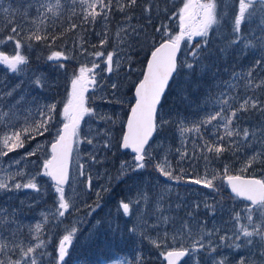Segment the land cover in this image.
<instances>
[{"label": "snow or ice", "instance_id": "1", "mask_svg": "<svg viewBox=\"0 0 264 264\" xmlns=\"http://www.w3.org/2000/svg\"><path fill=\"white\" fill-rule=\"evenodd\" d=\"M181 4L174 0H9L5 7L0 0V65L20 78L11 87L0 78V159L24 149L26 142L38 136L52 134L47 151L37 143L20 158L0 163V194L32 190L43 198L47 186L39 179L46 177L55 205L41 213L40 221L25 224L20 210L7 202L12 197L0 204V264H70V249L79 229L75 224L68 227L65 217L80 211L73 194L74 160L76 177H86L85 187L93 190L91 171L81 163L82 145L90 147L84 154L92 165L103 164L113 148L131 151V160L121 161L117 176L106 177L109 184L112 179L119 184L142 175L149 167L165 178L163 184L159 180L134 182L135 190L119 201L118 211L131 225L132 236L162 249L159 255L166 264H201L202 258L204 264H264V0H235V4L181 0ZM232 8L236 10L230 13ZM116 14L121 22L112 36L115 46L105 54L98 49L108 44L109 25ZM140 19L148 27L153 20L157 22L156 37L148 36ZM165 20L177 21L178 31H171ZM97 23L101 25V31L95 32L99 45H91L97 50L89 52L83 33L94 30ZM9 42L13 51L6 54ZM145 44L149 46L146 69L135 85L130 114L114 138L118 117L90 106L88 93L91 89L93 97L99 95L101 101L111 103L96 70L103 63L102 72L119 73L124 68L130 73L133 51H143ZM182 44L187 52H182ZM37 45L48 49L46 60L61 69L75 54L93 58L91 66L82 64L73 71L61 112H57V101L40 104L22 90L26 83L49 87L45 76L31 70L28 52ZM224 57H234L231 68H224L228 79H220L217 68L198 116L189 120L179 114L174 119L161 115L162 98L175 76L182 72L203 76ZM110 88L115 98L118 84L113 82ZM33 111L38 118L31 117ZM58 117H62L59 123ZM85 117L104 126L93 129L89 125L84 131ZM172 125L179 136L176 148L158 139ZM189 134H195L190 141ZM201 160L197 176L186 174L184 164L191 168ZM22 161L27 163L20 167ZM236 163L238 171L233 168ZM29 164L34 166L32 171H28ZM181 182L207 192L189 204L173 189V184ZM100 191L109 192L111 187ZM100 191H96L94 206L83 202L89 214L101 207ZM201 209L206 218L199 215ZM181 211H185L183 217ZM61 227L63 234L50 252V234ZM146 259L138 249L135 264H145Z\"/></svg>", "mask_w": 264, "mask_h": 264}, {"label": "rangeland", "instance_id": "2", "mask_svg": "<svg viewBox=\"0 0 264 264\" xmlns=\"http://www.w3.org/2000/svg\"><path fill=\"white\" fill-rule=\"evenodd\" d=\"M8 2L9 0H3L5 7L8 6ZM229 2L235 4V0H229ZM12 3H17V0H12ZM174 3L182 6L181 0H174ZM235 10V8L230 9V13L235 12ZM137 16L139 17V15ZM76 22L79 23V19H77ZM142 22H146V20L140 19L139 23L141 25ZM165 22L168 24L171 31L174 33L178 31L177 21L165 20ZM60 23V21H57V24ZM112 27L113 26L109 25L110 39L108 44L103 48L98 49L100 51H104L105 54L112 51L115 46L112 36L117 27L115 29H112ZM151 27L152 29L150 28V30H148L145 28V30L149 37H156L154 32L155 27H153V25ZM242 29L246 31V26H242ZM99 31H101V25L97 23L94 30H89L87 34L86 32L83 33L89 42L86 45L89 52L97 50L93 49L91 45H99L100 38L95 35V32ZM93 35L96 37H93ZM199 39L200 38L198 37L195 38L192 43L195 44L196 40ZM216 43L219 44V41H216ZM37 47L39 48V45L28 52L31 70L37 74L45 76L47 78L46 83L49 87L39 88L34 85L29 87L26 83L22 86V90H27L30 97L37 98L40 104L52 102L53 100L57 101V112H61L63 102L67 99L71 90L70 81L73 71L78 70V67L82 64H88V66H91L90 64L93 58L87 55L75 54V59L65 62L66 68L61 69L58 68L55 63L46 60L49 50L43 48L42 46H40L42 49L40 54L32 55V51ZM68 47L70 48L71 45L69 44ZM142 47L144 49L143 51L136 49L132 53V69L130 73L124 68H122L119 73L108 74L106 72H102L101 69L105 67L103 63H101L100 68L96 70L97 73H99L97 76L98 81L102 77L105 82L104 94L107 96L108 100L112 101L111 103L107 100L101 101L99 95L93 97L91 89L88 93L90 106L97 108L98 111L115 114V116L118 117L116 126L112 129V135L114 138L120 135V129L122 127L121 121L127 120L130 108L134 103L135 85L141 79L145 70L149 46L145 44L142 45ZM4 51L6 54L12 53L13 46L11 42H9L4 48ZM187 51L188 49L185 47L182 50V52ZM73 54V52L69 51V55ZM31 56L36 57L34 61L31 60ZM102 59L103 58H101V60ZM233 59L234 57H224L219 59L217 63L213 65L212 71L207 72L203 76H201L199 72H193L191 76H189L187 72H182L179 76H175V83H172L169 93L165 97L164 103L162 104L163 107L160 109L161 115L170 116V118L174 119L177 117V114H179L181 117H187L189 120L198 116L199 107L204 102L205 91L212 84L213 73L217 71V68H219V78L227 80L228 75L224 72V68H231ZM242 63L246 65L249 61L245 59ZM0 78L4 79L9 87L17 84L20 79L14 74H10L6 67L2 65H0ZM113 82L118 84V91L115 98L112 97V90L110 88V85ZM116 101H119V103ZM30 115L32 118H38L35 111H33ZM61 118L62 117H58V123ZM252 118L258 119V117L254 116ZM85 121H87V124L82 122V128L84 131H87L89 125L93 129L104 126L102 121L94 120L89 117H85ZM194 135L195 134H189V141L192 137H194ZM154 139H156V137ZM158 139L163 141L166 145H170L172 148L179 146V136L176 132L175 125L166 126L160 133ZM51 140V133H45L44 136H38L36 140L26 142L24 149H19L16 152L10 153L8 157L0 159V163L6 165L7 161L20 158L26 151L36 147L37 143L42 146L44 151H47L49 141ZM113 143H115V139L113 140ZM85 149L91 150L87 145L81 146V163L85 164L86 171H91L93 177V190L88 191L85 187L86 177H76V164L74 160L72 166V180L75 181L73 185V194L77 197V203L80 205V211L73 212L70 216L66 215L65 217V224L68 227L75 224L79 229L73 241L72 248L70 249V264H121L123 261H127L128 264H133L131 259H135L138 249L142 251L145 257H147L145 260L147 264H166V262L163 261V258L159 255V252L162 249L154 248L146 240L141 242V238L138 235L132 236L128 232V227L131 225L128 224L126 218L118 211L119 201L123 199L124 196L135 190L134 182L146 180L155 183L159 180V182L163 184L165 183V178L160 177L155 170L149 167L142 175H134L132 179L125 178V180L119 184L116 183L115 179H112L109 184L106 182V177H116L121 161L131 160L132 155L129 152H123L121 149L113 148L111 152L106 154V159L103 164L92 165L88 162L87 156L84 154ZM41 158H43V153H41ZM30 159L36 160V157H32ZM25 163L27 162L22 161L20 167H22ZM173 164L175 165V159H173ZM214 166L219 167V164ZM183 167L185 168L186 174H190L195 177L200 173L203 167V161L201 160L198 164H195L191 168H189L187 164H184ZM33 168V165H28V171H32ZM233 168L238 171L239 163L233 164ZM259 171L260 170L257 169L255 174ZM39 183L47 186V192L43 198H40L38 194L32 192V190H23L15 193L0 194V204L5 203L8 197H12V199L7 202L11 204L12 207L20 210V219L23 220L25 224L40 221L42 219L41 213L54 208L55 205L54 193L52 192L48 179L46 177H41L39 179ZM102 187H111V191H100ZM173 189L174 191H178L181 197L187 200L189 204L193 200L202 199L203 193L207 192V190L201 189L200 186L185 184L183 182L180 184H173ZM96 191H100V195L102 197L99 200L101 207L97 209L96 212L91 213L90 218L89 209L84 206L83 202L94 206L97 202ZM225 195H227V192H225ZM21 201H23V204H21ZM225 203L230 204L231 201L226 200ZM187 210L190 209H185V211ZM185 211L179 212V215L183 217L185 215ZM199 215L202 218H206L203 209L200 210ZM217 218H219V216ZM98 221L99 224H97ZM62 234L63 227L55 229L51 232L48 251H53V247L58 243V239L62 236ZM181 264H183V262ZM201 264H204L203 258L201 259Z\"/></svg>", "mask_w": 264, "mask_h": 264}, {"label": "trees", "instance_id": "3", "mask_svg": "<svg viewBox=\"0 0 264 264\" xmlns=\"http://www.w3.org/2000/svg\"><path fill=\"white\" fill-rule=\"evenodd\" d=\"M169 7H170V5H169ZM137 15H139V13H137ZM77 19H79V18H77ZM114 21H115V24H114ZM121 22V17H120V15L119 14H116V15H114V17H113V19H112V22H111V26H113L112 27V29H115L117 26H118V24ZM153 23H152V25H153V27H156L157 26V22L155 21V20H153L152 21ZM59 25V24H58ZM142 25H145V28L146 29H148V30H150V28L152 29V27H148L147 25H148V22L146 21V22H142ZM60 29H59V27H57V31H59ZM88 32V31H87ZM87 32H86V34H87ZM70 35H74V34H70ZM93 37H96V36H94L93 35ZM66 40H68L69 39V37H66L65 38ZM57 44H61V41H57ZM42 52V49L40 48V46H39V48L37 47V48H35L33 51H32V55H35V54H40ZM148 56L149 55H147V57H146V59L148 58ZM31 58V60L32 61H34V59L36 58V57H34V56H31L30 57ZM255 175H257V176H259V175H261V171H259V172H257ZM145 264H147L146 262H145Z\"/></svg>", "mask_w": 264, "mask_h": 264}, {"label": "bare ground", "instance_id": "4", "mask_svg": "<svg viewBox=\"0 0 264 264\" xmlns=\"http://www.w3.org/2000/svg\"><path fill=\"white\" fill-rule=\"evenodd\" d=\"M70 54H72V53H70ZM91 59V58H90ZM90 61V60H89ZM83 63V62H82ZM91 65V64H90ZM53 83V82H52ZM53 84H55V83H53ZM51 85V84H50ZM50 97V96H49ZM52 101V100H51ZM122 194V193H121ZM122 196V195H121ZM125 197V196H124Z\"/></svg>", "mask_w": 264, "mask_h": 264}, {"label": "water", "instance_id": "5", "mask_svg": "<svg viewBox=\"0 0 264 264\" xmlns=\"http://www.w3.org/2000/svg\"><path fill=\"white\" fill-rule=\"evenodd\" d=\"M182 47V46H181ZM167 91V90H166ZM166 93V92H165ZM165 95V94H164ZM163 99V98H162ZM130 114V113H129ZM123 151H130V150H123ZM131 152V151H130Z\"/></svg>", "mask_w": 264, "mask_h": 264}, {"label": "flooded vegetation", "instance_id": "6", "mask_svg": "<svg viewBox=\"0 0 264 264\" xmlns=\"http://www.w3.org/2000/svg\"><path fill=\"white\" fill-rule=\"evenodd\" d=\"M94 198V197H93ZM95 203V202H94Z\"/></svg>", "mask_w": 264, "mask_h": 264}]
</instances>
